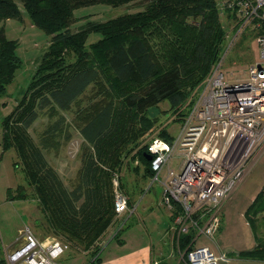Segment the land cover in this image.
<instances>
[{
	"label": "trees",
	"instance_id": "1",
	"mask_svg": "<svg viewBox=\"0 0 264 264\" xmlns=\"http://www.w3.org/2000/svg\"><path fill=\"white\" fill-rule=\"evenodd\" d=\"M19 1L32 24L49 35L50 41L16 105L0 123L2 150L13 148L23 161L27 183L49 212L55 234L86 250L114 222L112 177L124 157L139 146L142 128L150 126L146 109L165 99L173 109L180 107L190 90L211 72L224 44L225 29L215 0H146L141 10L105 21L87 20L75 31L71 30L76 20L74 9L98 3L119 6L134 0ZM10 18L21 19L17 3L0 0V21ZM161 24L167 25L173 36L171 45L157 50L151 37ZM91 32L101 36L87 47ZM17 46L18 40L8 39L0 25V95L22 65ZM90 84L99 87L103 98L79 116V132L89 147L69 189L43 152L44 148H57L55 136L61 132L63 119L44 132L40 143L32 138L29 128L42 109L54 115L57 109L78 103ZM162 137L173 138L168 132ZM145 153L146 145L138 149L137 156L152 176ZM262 194L264 184L245 211L251 226L250 212ZM193 237V232L180 235V248H190ZM100 250H92L87 264L99 260ZM239 254L264 259V239L258 242L257 238L253 248ZM0 264H4L1 259Z\"/></svg>",
	"mask_w": 264,
	"mask_h": 264
},
{
	"label": "rangeland",
	"instance_id": "2",
	"mask_svg": "<svg viewBox=\"0 0 264 264\" xmlns=\"http://www.w3.org/2000/svg\"><path fill=\"white\" fill-rule=\"evenodd\" d=\"M14 1L19 7L21 19H6L0 21V25L3 26L8 39L18 40L16 52L21 58L22 65L15 71V78L7 86V91L0 95V123L5 114L16 105L17 99L25 90L31 78V74L37 65L36 62L50 41L49 35L38 26L36 27L32 24L22 3L19 0ZM145 1L134 0L119 6L98 3L76 8L73 11L76 20L71 30L75 31L87 20L99 22L111 17L124 15V13L136 12V10L143 9ZM222 1L224 0H215L220 25L222 29H225L224 44L215 62L222 59L220 69L225 79L230 81L245 79L248 76L250 64L260 60V52H258V45L255 40L258 32L251 27L245 28L236 38V42L232 47H229L228 42L235 34L232 26L238 18L233 16L231 11L223 6ZM154 31L156 33L151 37V43L155 45V49L158 50L162 45L163 49L164 45L170 44L169 41L173 35L170 34L167 25L161 24ZM100 36L95 32L89 33L86 41L87 47L91 42L99 39ZM200 91L201 84L190 90V95L177 109H173L167 99L146 109L145 115L150 126L146 129L142 128V131H144L137 139L139 146L135 147L129 155L124 157L119 171L114 173L112 177V184L114 185L113 196L114 189L126 195L127 209L121 211V213H116L114 222L94 242V247L92 246L86 250L80 246L73 245L63 236L55 234L54 228L49 222V212L45 211L38 194L35 192V188L27 183V178L23 172V161L13 148H9L6 151L2 150V127H0V259L4 264L6 262L4 246L17 236L20 228L22 229V235L24 227H29L43 244H49V242L54 240L68 244L67 254L70 257L66 260H60L61 257L56 259L57 264H82L84 261L87 262L92 250L96 247H105L110 240V244L116 243L118 238L128 235L127 229L131 227L141 237H143L142 231L147 232V236H156L155 234L163 222V213L166 211L165 206L159 199L163 189L160 180L165 177L166 169L163 168L158 178L155 179L154 175L151 176L146 172L145 163L137 156V151L155 135L162 136L163 133L167 135L168 132L169 135L175 136L179 132L184 115L190 109V105L201 94ZM102 98L103 92L100 91L99 87L90 84V87L79 97L78 103L72 104L66 110L57 109L54 115H50L48 110L44 108L39 111V117L30 125L29 133L36 142L40 143L44 132L56 120L63 119L61 121V132H58L55 136L58 140L57 148H44L43 152L47 161L55 168L64 185L69 189L76 182L77 172L82 166L84 151L89 147L85 138L79 132V116L93 102ZM137 127H140V125H137ZM131 133L133 132L131 131ZM135 133L138 132L136 131ZM172 156L169 166L178 170L182 155H179V151H174ZM262 183H264V155L255 159L246 174V179L235 189V194H238L239 198L237 203L242 204L245 197L255 191L256 187ZM250 214L252 226L259 242L260 239H264V194L257 200L255 208L251 210ZM122 227V235L120 236L119 231ZM116 234L119 235L117 239L114 237ZM198 242L200 244L203 243L201 240ZM205 243H208V241ZM185 250L180 249V253L184 258L186 255ZM75 257L76 259L72 260ZM248 262H252L251 264H264V260Z\"/></svg>",
	"mask_w": 264,
	"mask_h": 264
},
{
	"label": "built area",
	"instance_id": "3",
	"mask_svg": "<svg viewBox=\"0 0 264 264\" xmlns=\"http://www.w3.org/2000/svg\"><path fill=\"white\" fill-rule=\"evenodd\" d=\"M222 4L238 18L227 45L232 47L244 29L251 27L258 32L260 60L250 64L247 78L236 81L225 79L222 59L215 62L179 132L170 140L155 135L145 144L154 178L166 169L160 180L161 203L170 212L177 239L188 232L194 233L193 239L199 234L212 238L221 223L223 200L264 152V0H224ZM174 151L182 155L178 170L169 166ZM114 196L116 213L126 210L127 196L117 189ZM22 237V245L6 253L5 264H57L55 259L68 249L62 241L43 244L29 227H24ZM185 254L186 264L228 260L225 252L216 253L203 244H192Z\"/></svg>",
	"mask_w": 264,
	"mask_h": 264
},
{
	"label": "crops",
	"instance_id": "4",
	"mask_svg": "<svg viewBox=\"0 0 264 264\" xmlns=\"http://www.w3.org/2000/svg\"><path fill=\"white\" fill-rule=\"evenodd\" d=\"M261 155H264V152L259 154L257 158H260ZM245 179L246 175L244 176ZM262 184L258 185L255 191L246 196L242 204L237 203L239 198L238 194H235L236 191L234 189L232 194L222 202L221 223L212 238L199 234L193 239V244H200L198 241L201 240L203 241L201 244L211 247L216 253L225 252L228 260L223 261L221 264H251L252 262L248 261L264 260L247 258L239 254L240 251L251 249L257 244L254 229L250 225L245 211L253 203L257 193L261 190ZM161 193L159 197L160 202ZM165 210L162 225L157 230L156 236H147V232L142 231L143 237H141L131 227L127 229L128 235L120 239L115 238L117 240L114 244H110V240L108 241V245L106 243V246L101 248L98 255L99 260L95 264H152L154 261H157L158 264H186V259L180 253V249L182 248H180L178 239L173 230H171L172 218L170 217V212L166 207ZM21 230L20 228L17 236L4 246L5 253L22 245L24 238L21 235ZM122 230L123 227L119 231L120 236L122 235ZM206 240L208 243H205L207 242ZM69 257L70 255L67 254L66 250L58 258L66 260ZM74 259L76 257L72 260ZM88 261H84L82 264H87Z\"/></svg>",
	"mask_w": 264,
	"mask_h": 264
},
{
	"label": "water",
	"instance_id": "5",
	"mask_svg": "<svg viewBox=\"0 0 264 264\" xmlns=\"http://www.w3.org/2000/svg\"><path fill=\"white\" fill-rule=\"evenodd\" d=\"M145 157H146L148 160L151 159V157H150V155H149L148 153H145Z\"/></svg>",
	"mask_w": 264,
	"mask_h": 264
}]
</instances>
